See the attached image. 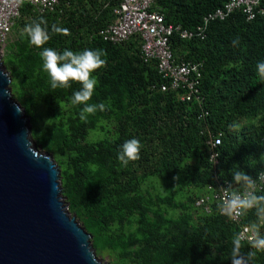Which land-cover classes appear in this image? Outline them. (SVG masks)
I'll list each match as a JSON object with an SVG mask.
<instances>
[{"label":"trees","instance_id":"trees-1","mask_svg":"<svg viewBox=\"0 0 264 264\" xmlns=\"http://www.w3.org/2000/svg\"><path fill=\"white\" fill-rule=\"evenodd\" d=\"M152 1L151 12L166 26L194 33L231 0ZM119 3L60 0L45 15L22 4L2 59L13 100L30 119L36 147L57 165L68 212L91 236L97 258L231 264L233 238L241 227L252 230L257 217L250 211L235 224L219 214L212 196L219 186L239 190L230 169L253 178L264 170V83L256 76L257 62L264 61V17L248 21L239 11L210 23L203 40L173 35V59L200 66L199 98L186 102V89L162 92L168 84L156 63L142 61L137 38L117 46L101 39ZM38 22L49 35L40 47L25 31ZM57 27L67 31L57 33ZM44 48L102 52L105 64L93 73L98 83L89 103H103V111L81 121L83 105L72 103L79 83L51 89L41 67ZM211 137L221 139L217 166L209 160ZM132 138L140 142L139 158L125 166L117 157ZM201 200L208 202L197 207ZM249 250L242 243L241 252ZM254 264H264V252L256 253Z\"/></svg>","mask_w":264,"mask_h":264},{"label":"water","instance_id":"water-1","mask_svg":"<svg viewBox=\"0 0 264 264\" xmlns=\"http://www.w3.org/2000/svg\"><path fill=\"white\" fill-rule=\"evenodd\" d=\"M0 56V264H103L68 212L60 171L31 138Z\"/></svg>","mask_w":264,"mask_h":264},{"label":"built area","instance_id":"built-area-1","mask_svg":"<svg viewBox=\"0 0 264 264\" xmlns=\"http://www.w3.org/2000/svg\"><path fill=\"white\" fill-rule=\"evenodd\" d=\"M261 3H264V0H231L223 9L206 17L203 26L196 32L187 33L182 32L180 28L166 26L163 16L151 12L152 0H120L119 5L113 10L114 22L106 26L99 36L104 42L113 46L122 45L132 38H137L140 43L142 61L145 64L156 63L159 75L168 84L167 87L162 86V92H166L168 87L174 92L186 89L187 95L182 98V101L190 102L199 98L197 86L201 79L200 66L176 62L173 59L170 46L173 35L178 33L181 40L192 38L203 40V34L210 23L223 21L235 12H243L248 21L254 20L257 16L264 17V7H261ZM22 4H28L37 14L45 15L54 13L60 5V0H0V44H5L11 36L15 22L20 18ZM207 146L209 160L217 166V149L221 146L220 137H211ZM263 189L264 184H260L257 192ZM231 191H236V189L219 186L212 199L220 205ZM207 202L208 200H201L196 206L203 207ZM242 217L229 218V220L240 224ZM238 235L241 237V243L249 244L252 230L248 227H241Z\"/></svg>","mask_w":264,"mask_h":264},{"label":"clouds","instance_id":"clouds-1","mask_svg":"<svg viewBox=\"0 0 264 264\" xmlns=\"http://www.w3.org/2000/svg\"><path fill=\"white\" fill-rule=\"evenodd\" d=\"M25 31L32 45L40 47L49 40L47 31L41 23H34L26 27ZM57 33L66 32V29L55 28ZM42 70L47 74L51 89L68 88L71 82H78L79 90L72 96L73 105L82 104L79 118L86 121L88 116L97 110L103 111V103H89L97 86L98 80L94 72L105 64L102 52L85 49L73 52L65 49L62 53L52 48H44L41 52ZM256 76L259 83H264V61L256 64ZM140 142L132 138L124 142L117 159L122 165H128L139 158ZM231 183L239 185V190L228 193L226 199L218 206L219 214L230 219L247 215L250 211L257 217V223L252 226V238L249 241V252H241V237L235 236L232 240L231 264H254L257 252H264V195L258 194L257 187L264 184V170L253 178L239 167L230 169Z\"/></svg>","mask_w":264,"mask_h":264},{"label":"rangeland","instance_id":"rangeland-1","mask_svg":"<svg viewBox=\"0 0 264 264\" xmlns=\"http://www.w3.org/2000/svg\"><path fill=\"white\" fill-rule=\"evenodd\" d=\"M13 40V34L8 38L7 42L5 44H0V56L1 59L4 57V52L7 44ZM98 259L103 263V264H112V260L109 257L106 256H99Z\"/></svg>","mask_w":264,"mask_h":264}]
</instances>
